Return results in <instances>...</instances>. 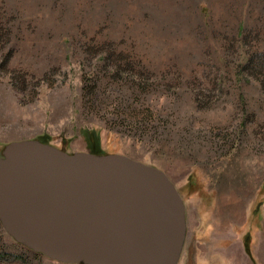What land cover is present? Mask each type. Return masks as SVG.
I'll list each match as a JSON object with an SVG mask.
<instances>
[{
    "label": "rangeland",
    "instance_id": "obj_1",
    "mask_svg": "<svg viewBox=\"0 0 264 264\" xmlns=\"http://www.w3.org/2000/svg\"><path fill=\"white\" fill-rule=\"evenodd\" d=\"M87 129L179 189L178 264H264V0H0V154ZM0 264L70 263L0 224Z\"/></svg>",
    "mask_w": 264,
    "mask_h": 264
},
{
    "label": "water",
    "instance_id": "obj_2",
    "mask_svg": "<svg viewBox=\"0 0 264 264\" xmlns=\"http://www.w3.org/2000/svg\"><path fill=\"white\" fill-rule=\"evenodd\" d=\"M0 224L70 264H178L187 235L181 193L162 169L36 138L1 148Z\"/></svg>",
    "mask_w": 264,
    "mask_h": 264
},
{
    "label": "trees",
    "instance_id": "obj_3",
    "mask_svg": "<svg viewBox=\"0 0 264 264\" xmlns=\"http://www.w3.org/2000/svg\"><path fill=\"white\" fill-rule=\"evenodd\" d=\"M83 134H85V138L87 141V145L90 151L94 152V153H98V154H103L104 151L103 149L99 148V137H98V133H96L94 130H83ZM40 141L42 142H49L48 139L44 138H39ZM244 245L246 248L247 253L249 254V249H248V245H247V240L244 241Z\"/></svg>",
    "mask_w": 264,
    "mask_h": 264
}]
</instances>
